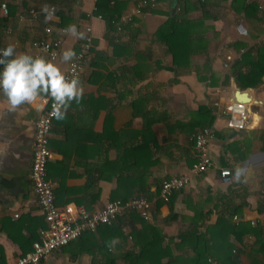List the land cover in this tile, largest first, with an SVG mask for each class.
<instances>
[{
  "label": "crops",
  "instance_id": "crops-1",
  "mask_svg": "<svg viewBox=\"0 0 264 264\" xmlns=\"http://www.w3.org/2000/svg\"><path fill=\"white\" fill-rule=\"evenodd\" d=\"M4 1L8 14L1 9ZM139 1L128 0L120 14L133 12ZM183 1L159 2L157 11L144 10L124 24L130 27L119 31L116 25L112 31L104 18H98L96 0H0V48L11 44L16 54L42 56L63 73L69 62L61 61L62 52L77 51L82 39L61 30L70 24L83 33L87 25L93 27V50L79 77L82 98L70 104L63 120L54 118L50 135L48 177L57 205H71L74 210L82 206L93 213L110 201L143 196L153 206L151 220L139 214L140 220L131 221L135 211L126 210L118 216L124 222L121 228L109 231L101 225L53 251L41 264H108L110 258L125 264L126 255L139 248L134 229L151 223L166 242L169 238L177 242L179 233L197 226L204 230L236 206H241L235 214L238 220L264 226V76L257 88H241L234 77L223 84L234 60L264 46V0H245L257 5L249 11L242 0L236 8L231 0H222L228 9L218 19L204 17L199 8L191 10L192 20L201 23L195 26L200 36L189 46L190 60L178 67L157 31L170 14L180 13ZM51 6L57 7L56 13L31 15L33 8ZM54 38L61 45L57 59L51 60L34 42ZM229 55L233 59L226 66ZM242 68L246 71L248 65ZM211 76L216 85L209 84ZM237 87L247 91L239 97L250 99L251 108L249 127L241 133L227 127L215 106L217 101L234 99ZM47 98H39V110L24 104L9 112L6 99L0 97V264H15L33 249L46 228L30 173L35 124ZM212 115L214 164L196 174L192 171L197 161L194 134L207 126ZM223 168L232 170V183L223 182ZM237 168L241 170L238 180ZM186 174L191 181L164 202L160 198L163 180Z\"/></svg>",
  "mask_w": 264,
  "mask_h": 264
},
{
  "label": "trees",
  "instance_id": "trees-1",
  "mask_svg": "<svg viewBox=\"0 0 264 264\" xmlns=\"http://www.w3.org/2000/svg\"><path fill=\"white\" fill-rule=\"evenodd\" d=\"M51 1L64 3L68 0ZM162 1L165 0H156L158 4ZM231 1L234 8L237 3H241V0ZM242 1L246 11H249L250 8L257 9L256 4H247L245 0ZM127 4L128 0H96L95 12L97 15L101 14L107 22L108 29L114 31L116 22L121 16L120 13ZM194 8L201 9L204 17L213 19L225 16V11L227 12L228 9L226 5H222V0H195L192 3L186 0L180 3V13L170 14L166 22L158 29L157 38L168 46L174 56V63L178 67L184 61L190 60L189 46L193 42H197V37L200 36L198 34L201 30L195 26L201 23L192 20L189 15V12ZM144 10L157 11V7L146 6ZM61 16L64 19L65 16L63 14ZM124 27L130 26L124 25ZM238 44L236 49L240 47ZM240 44L243 45V43ZM247 65L248 69L243 70L242 67ZM263 76L264 46L261 45L256 49L243 52L239 58L232 62L223 84L230 83L231 77H234L241 88H257L263 82ZM217 83V79L211 76L209 84L216 85ZM213 120L214 116L212 115L206 125L210 126ZM197 132L198 130L195 134ZM240 212L241 206H236L232 211L229 210L220 216L215 224L206 226L204 230L199 229L198 226L187 229L179 233L177 242H175V238H169V242H166L167 238L160 233L155 225L145 224L142 229L133 230L132 236L137 240L139 248L138 251L126 255L127 262L125 264H214L213 261L216 264H244V256L248 261L247 264H264V226L261 223L253 225L250 221L235 220L234 215ZM134 213L130 217L131 221L140 220L139 213ZM117 219L111 224L102 226L109 231L121 228L124 222L120 218ZM249 236L252 239L248 241ZM108 261V264H115L114 259L110 258Z\"/></svg>",
  "mask_w": 264,
  "mask_h": 264
},
{
  "label": "built area",
  "instance_id": "built-area-1",
  "mask_svg": "<svg viewBox=\"0 0 264 264\" xmlns=\"http://www.w3.org/2000/svg\"><path fill=\"white\" fill-rule=\"evenodd\" d=\"M82 1V0H78ZM156 0H140L133 12L122 13L116 22L117 29L123 30L124 24L132 23L134 18L144 12V8L149 6L156 8ZM1 9L8 14L9 7L7 2L1 4ZM56 6L49 8H33L30 10L34 17L40 14H54ZM91 18V16H90ZM98 18H103L101 14ZM65 29L61 31L64 32ZM46 31L50 33L51 27ZM94 42L93 27L87 25L84 31V38L75 51V57L69 62L65 75L80 77L84 70V64L91 53ZM61 41L59 39L37 40L34 46L47 53L51 60H56L59 55ZM232 55L227 58L226 66L230 65ZM219 114L225 116L226 125L229 129L239 132L247 129L251 121V108L249 103L231 99L226 103L215 102ZM53 101L48 97L41 110L35 124L33 164L30 178L34 191L38 198L40 208L44 214L46 228L41 231V238L33 244V249L19 257L15 264H41L42 260L50 253L60 249L73 241L78 240L86 232H95L103 224H111L119 215L126 210L138 212L140 216L149 221L152 219V202L143 196L134 197L129 200H114L108 202L104 208L97 212H90L80 206L76 210L71 205L60 207L56 203L54 187L48 177V163L52 155L50 148V135L52 131L54 115ZM216 137V130L213 126L204 127L194 134L195 151L197 161L192 167L196 174L207 172L214 164L211 154V143ZM224 183L230 184L233 181V172L230 168H223L220 171ZM191 181L190 175L171 176L163 180L160 189V198L164 202H169L174 193L184 188ZM18 214H16L17 216ZM238 220L237 215L234 216ZM216 264L215 261H213Z\"/></svg>",
  "mask_w": 264,
  "mask_h": 264
},
{
  "label": "clouds",
  "instance_id": "clouds-1",
  "mask_svg": "<svg viewBox=\"0 0 264 264\" xmlns=\"http://www.w3.org/2000/svg\"><path fill=\"white\" fill-rule=\"evenodd\" d=\"M65 32L83 39L84 33L78 32L74 24H70ZM72 49L61 54V61L70 62L75 57ZM46 95L53 101V115L63 120L70 104L79 103L83 88L78 76L67 77L57 64L42 56L27 53L16 54L14 46L0 48V97L7 101V111L14 112L18 106L28 104L39 110L38 100ZM241 170L236 169L238 180Z\"/></svg>",
  "mask_w": 264,
  "mask_h": 264
},
{
  "label": "water",
  "instance_id": "water-1",
  "mask_svg": "<svg viewBox=\"0 0 264 264\" xmlns=\"http://www.w3.org/2000/svg\"><path fill=\"white\" fill-rule=\"evenodd\" d=\"M245 93H247L246 90L243 91V90H241V89H239V88L237 87V88H235L234 96H235V98H236L237 100H240L239 94H240V95H244ZM238 133H241V131H239Z\"/></svg>",
  "mask_w": 264,
  "mask_h": 264
},
{
  "label": "bare ground",
  "instance_id": "bare-ground-1",
  "mask_svg": "<svg viewBox=\"0 0 264 264\" xmlns=\"http://www.w3.org/2000/svg\"><path fill=\"white\" fill-rule=\"evenodd\" d=\"M245 94H246V93H245ZM245 94H244V95H245ZM239 96H240V94H239ZM244 97H245V98H242V99H240V100L248 103V101H249L250 99H247L246 96H244Z\"/></svg>",
  "mask_w": 264,
  "mask_h": 264
},
{
  "label": "rangeland",
  "instance_id": "rangeland-1",
  "mask_svg": "<svg viewBox=\"0 0 264 264\" xmlns=\"http://www.w3.org/2000/svg\"><path fill=\"white\" fill-rule=\"evenodd\" d=\"M253 117L255 118L256 117V114H253Z\"/></svg>",
  "mask_w": 264,
  "mask_h": 264
}]
</instances>
